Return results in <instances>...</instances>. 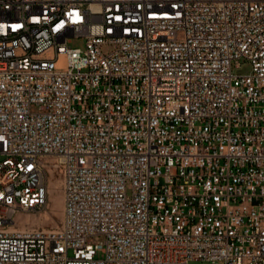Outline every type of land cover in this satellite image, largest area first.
<instances>
[{"label": "built area", "instance_id": "2783aa9c", "mask_svg": "<svg viewBox=\"0 0 264 264\" xmlns=\"http://www.w3.org/2000/svg\"><path fill=\"white\" fill-rule=\"evenodd\" d=\"M190 261L264 264V0H0V264Z\"/></svg>", "mask_w": 264, "mask_h": 264}, {"label": "rangeland", "instance_id": "374dc122", "mask_svg": "<svg viewBox=\"0 0 264 264\" xmlns=\"http://www.w3.org/2000/svg\"><path fill=\"white\" fill-rule=\"evenodd\" d=\"M110 49H111L110 46L102 47L103 52L109 51ZM241 69L244 70L245 67L242 66ZM50 179L57 181V187L59 192V195L57 194V199H55V201L53 200L54 199L53 194L51 192V189H49L46 205L36 210H20L16 212L15 215L13 216L11 223L13 226H15L16 228H21L24 224H21L20 221L15 218V216L17 215L23 216L26 214L29 216H34L36 220L32 221L31 219L27 224L24 225L25 227L31 226L29 228L49 230V229H55L60 225L63 217V206L60 203V198L62 197L61 180L57 174H53V176ZM42 215H47L49 219L43 221L42 218L40 219V216ZM188 264H202V262L190 261Z\"/></svg>", "mask_w": 264, "mask_h": 264}, {"label": "bare ground", "instance_id": "6f19581e", "mask_svg": "<svg viewBox=\"0 0 264 264\" xmlns=\"http://www.w3.org/2000/svg\"><path fill=\"white\" fill-rule=\"evenodd\" d=\"M51 189V192L53 194V197H54V201L55 199H57V194L59 195V192H58V187H57V181H54L52 179H49V186H48V190ZM59 197V196H58ZM60 203L61 205L63 206V195L62 197L60 198ZM43 213V212H42ZM47 213V212H46ZM16 219H18L20 221L21 224H27L31 219L32 221L36 220V218L34 216H29V215H17L15 216ZM42 218V220H47L49 219V217L47 215H42L40 216V219ZM39 223V222H38ZM22 226L21 228H16L15 226H13L12 224L9 226V229H16V230H26V229H32V228H29L31 226H28V227H25V226ZM39 226V225H38Z\"/></svg>", "mask_w": 264, "mask_h": 264}, {"label": "snow or ice", "instance_id": "6c2138e0", "mask_svg": "<svg viewBox=\"0 0 264 264\" xmlns=\"http://www.w3.org/2000/svg\"><path fill=\"white\" fill-rule=\"evenodd\" d=\"M21 25H19V24H15V25H13V27L14 28H19Z\"/></svg>", "mask_w": 264, "mask_h": 264}]
</instances>
